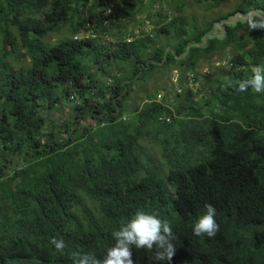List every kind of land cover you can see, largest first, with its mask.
<instances>
[{
	"label": "trees",
	"instance_id": "1",
	"mask_svg": "<svg viewBox=\"0 0 264 264\" xmlns=\"http://www.w3.org/2000/svg\"><path fill=\"white\" fill-rule=\"evenodd\" d=\"M160 1L0 0V264L103 259L138 210L170 223L176 252L133 247V264H264V93L235 90L264 65V30L237 21L203 42L211 23ZM233 1L213 24L264 15V0ZM143 19L150 30L135 33ZM222 47L227 77L194 101L198 63ZM206 204L212 238L192 231Z\"/></svg>",
	"mask_w": 264,
	"mask_h": 264
},
{
	"label": "clouds",
	"instance_id": "2",
	"mask_svg": "<svg viewBox=\"0 0 264 264\" xmlns=\"http://www.w3.org/2000/svg\"><path fill=\"white\" fill-rule=\"evenodd\" d=\"M241 23H246L248 29L264 30V15L256 12L242 14ZM252 76L242 80L235 86L238 92L251 88L255 93H264V65L253 66ZM216 208L212 204L205 205V213L199 216L193 225L195 236L206 235L212 238L219 230L215 219ZM114 244L106 249L103 259L93 253H75L71 259L73 264H133L132 248L155 250L154 260L171 261L176 248L173 241L176 237L167 220L160 218L158 212L138 210L130 219L121 222L119 230L111 233ZM57 252H63L65 243L62 239L53 238L50 241Z\"/></svg>",
	"mask_w": 264,
	"mask_h": 264
},
{
	"label": "rangeland",
	"instance_id": "3",
	"mask_svg": "<svg viewBox=\"0 0 264 264\" xmlns=\"http://www.w3.org/2000/svg\"><path fill=\"white\" fill-rule=\"evenodd\" d=\"M177 1L178 0H161L159 2L160 3L159 7H161L162 10L165 11L170 16L177 11L175 8V4ZM235 7H236V2L233 0H229L226 3L220 4L219 6H216V7L208 5V4L198 5L194 3L192 0H183L182 12L180 13V15L183 18V22L194 24L198 26L199 28H202V26L207 23H211V28L208 31L205 38L203 39V42H207L209 38L218 37L221 39L223 37V33H224L223 25L224 24L234 25L237 21H241L242 15H240L239 13H236L235 15H233L226 21H221L219 23L213 24V22L217 18L222 17L226 15L227 13L231 12ZM251 12H256V11H251ZM80 14H81V17L85 19L88 16V12L86 9H81ZM119 21H122V19L120 20L118 19V22ZM146 21H147L146 19H143L140 22L139 27H132V30L135 33L139 32L140 30L148 32L150 30L149 28L150 22L146 23ZM41 22L42 24H44V18H41ZM108 23L109 22H106V24ZM67 32H68L67 28L64 27L60 29L58 34L64 35ZM91 33H92L91 30L84 31L83 36H86V35L89 36ZM67 35L68 34H66V36ZM52 40H54V38H52ZM232 51H233V48L231 49L226 48V47L219 48L214 53H212L211 56H205L198 63L199 66L197 69V74L198 75L207 74V79L205 80L200 79V89L199 90L197 86L195 87L196 91L198 90V92L194 94L195 96L194 101L200 98L206 97L207 92L211 90L212 88H215L218 84L217 83L218 81L225 80L230 70V63H229L230 57L229 56ZM172 73H173L172 71L169 73L170 80L172 77ZM161 95H163L162 92H161ZM182 100L185 102L186 96L183 95ZM63 111L64 113L68 112L67 109H65V107H63ZM156 149H157L156 145L154 148H152L154 152L151 150V147H148V152L154 155L153 157L154 160L158 158V155H155Z\"/></svg>",
	"mask_w": 264,
	"mask_h": 264
},
{
	"label": "built area",
	"instance_id": "4",
	"mask_svg": "<svg viewBox=\"0 0 264 264\" xmlns=\"http://www.w3.org/2000/svg\"><path fill=\"white\" fill-rule=\"evenodd\" d=\"M174 81H175V78H174ZM191 82H192V80H191ZM186 86L189 87V88H191L192 90H194L196 84H192V83H191V84L189 85V83H187ZM181 91H182V89H181V90H178L179 93H180ZM160 97H161L160 95H157V99H160Z\"/></svg>",
	"mask_w": 264,
	"mask_h": 264
},
{
	"label": "water",
	"instance_id": "5",
	"mask_svg": "<svg viewBox=\"0 0 264 264\" xmlns=\"http://www.w3.org/2000/svg\"><path fill=\"white\" fill-rule=\"evenodd\" d=\"M240 14V13H239ZM240 15H242V14H240Z\"/></svg>",
	"mask_w": 264,
	"mask_h": 264
}]
</instances>
